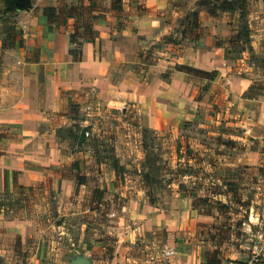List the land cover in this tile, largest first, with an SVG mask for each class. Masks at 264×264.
<instances>
[{
  "label": "crops",
  "instance_id": "0c3cea01",
  "mask_svg": "<svg viewBox=\"0 0 264 264\" xmlns=\"http://www.w3.org/2000/svg\"><path fill=\"white\" fill-rule=\"evenodd\" d=\"M139 3L145 12L139 14L134 9L130 20L123 19L125 23L118 30L109 25V20L96 19L97 41L84 42L79 61H74L69 53L68 30L47 32V17L40 10L53 2L33 0L30 9L14 12L11 9L4 12L0 3V236L20 237L22 243L28 237L37 240L35 216L32 215L37 202L31 201L30 195L31 189L44 183L48 192L60 193L59 210H65V215L73 213L69 210L74 200L75 205L87 202L100 206L114 204L112 197L115 194L118 200H126L120 213L111 207L106 212L108 217H112L116 210L119 214L116 223L121 229H125L123 225L127 228L130 226L128 223L137 221L129 230H124V234L118 232L122 240L134 238L144 229L155 227L173 233L191 232L196 220H202L205 215L192 208L191 201L185 200L178 189L173 191L174 200L186 204L187 208L167 213L158 210L157 201L153 204L148 202L143 180H140L142 185H136L140 175L139 179L128 182L125 177H116L119 183H112L115 178L112 169L105 167L101 188L106 190L107 197L102 199L93 197L94 185L86 181V177L81 183L76 179L77 175L94 174L93 168H86L95 161L91 150H84L88 138L78 143L81 128L86 125L92 131L97 124L83 117L85 108L90 105L99 110L96 114L102 112L104 115L109 109L120 108L125 113L131 108L136 109L138 124L132 131L136 136L141 135L144 127L160 132L195 115V108L185 103L190 96V75L175 70V64L218 70L213 83L226 84L232 99L241 101L236 125L241 127L242 134L238 137L264 139V91L253 97H244L253 80L251 71L230 74V60L216 45L218 39L225 41L230 34L232 27L228 18L232 15L235 19L237 13L223 12L212 17L206 7H197L201 27L199 39L195 43L182 40L178 44H165L164 57L158 58L154 65L149 66L146 76L140 78L129 67L137 58L136 39L156 36L152 42H157L160 39L158 34L163 36L170 30L174 37L179 38L180 26L174 30L173 16L168 17L169 21L162 17L169 8L168 0H139ZM256 6L260 13V17L255 16L259 27L251 32L250 44L264 54V4L259 0ZM170 13L176 14V11L171 10ZM10 19H15L20 26L23 42L21 46L2 48L5 21ZM240 61L242 66L250 65L248 68L254 65L247 54ZM164 71H169L166 77L161 76ZM255 75L260 77L259 73ZM133 141L136 149L141 151L140 137ZM83 163L85 166L80 172L77 167ZM137 172H141L140 169ZM19 186L27 190L28 196V208H24L22 216L17 215L15 207L18 202L15 191ZM6 194L10 198H6ZM19 201L25 202V198ZM84 209L87 211V206ZM118 226L111 228L121 230ZM168 240L172 244L166 264H207L205 252L199 253L194 246L175 237ZM92 241L101 243L98 239ZM93 248L104 250L98 245ZM68 251H72L73 259L80 250L72 248ZM123 251L117 256L112 250V256L105 259V264H129V259L122 255Z\"/></svg>",
  "mask_w": 264,
  "mask_h": 264
},
{
  "label": "rangeland",
  "instance_id": "374dc122",
  "mask_svg": "<svg viewBox=\"0 0 264 264\" xmlns=\"http://www.w3.org/2000/svg\"><path fill=\"white\" fill-rule=\"evenodd\" d=\"M50 1L54 4L48 6L61 5L63 7L64 3L78 4V0ZM50 1L48 0L49 3ZM194 2V0H168L169 8L164 11L162 17L169 21L168 17L173 16L171 18L174 22L172 27L176 30L185 13V10L179 6L185 4L187 8H191ZM0 3L1 10L16 11L12 0H0ZM98 3L104 10V18L109 20V25L117 30L125 23L123 19H126L127 22L130 20V13L134 9L139 14L145 12V8L139 3V0H123L125 9L120 13H116L110 8V0H98ZM257 3L252 1L250 4L248 19L251 32L259 27L257 25L258 18H255L258 15L260 17ZM127 7H129L128 10H126ZM171 10L176 11V14H171ZM228 19L231 22L236 18L234 19L231 15ZM10 21L16 20L10 19ZM60 21H62L61 17L57 19L53 31L68 30L69 36L73 31L74 19H67L65 25H61ZM132 31L134 32L133 29ZM171 31L164 35H173ZM47 32L52 33L48 31V25ZM158 35L160 39L157 42H152L156 40V36L136 39L137 58L133 62L134 64H130L129 67L140 78L146 76L149 66L154 65L158 58L164 57L162 52L166 46L161 42L164 36ZM253 39L255 38L253 37ZM221 40L223 42L219 47L222 48L223 53L228 44L223 39ZM96 41L97 39L95 43ZM250 45V51L246 50L228 58L230 74H243L244 70L251 71L252 83L256 81L264 85V54L256 51L252 44ZM244 54L249 55L251 63H254L252 68H248L250 65L242 66L240 58ZM202 70L209 71L211 69ZM216 71L218 73V70ZM168 72L162 73L168 74ZM255 73H259L260 77H256ZM189 80L190 96L189 101L185 103L186 106L195 108V115L189 119L184 118L179 124L166 127L160 132L148 131L146 139H144L142 131L139 136L132 134L138 124L136 109L131 108V111L126 113L120 108L119 110L109 109L104 115L102 112L96 114L99 112L96 106L90 105L89 108H85L83 117L89 118L92 123L96 121L97 124L92 130L93 132L87 128L90 134L87 137L86 148H84V150L90 149L92 158L95 159L91 167L90 165L86 167L93 168L94 174L82 176L94 185L93 197L97 199L107 197L106 190L101 186L104 179L102 172L105 171V167L109 166L115 176L112 183H119V179L116 177H125V180L129 181L139 179L137 177L140 175V179L135 180L137 181L136 185L138 183L146 185L144 177L146 172L153 179L155 178L156 182H151V187L154 188V193L158 197L156 205L160 212L170 213L173 209L186 210V204L177 199L174 200L173 191L178 189L179 183L185 185L180 192L185 200H190L192 203L193 199L198 196L208 195L210 201L220 200L227 203L228 208L219 213L214 207V202H211V206H208L207 203H199L201 212L204 213L210 208L212 215L204 214L202 220H196L191 232L183 230L173 233L155 227L144 229L141 235L134 238L122 240V235H119L118 232L121 231L124 234L126 232L124 230H129L137 222L135 221V224L128 223L130 226L127 228L123 225L125 229H121L122 227L117 225L116 220L119 214L116 210H119L120 213L122 204L126 200H118L117 194L112 197L114 204L111 203V205L109 203L100 206L97 203L87 202L75 205L74 200L69 210L73 213L65 215L63 214L65 210H59L60 193L48 192L45 189L47 184L44 183L45 185H36L34 189H31L30 195L31 201L37 202L33 214L31 202V214L35 216L34 222L38 233L37 240L28 237L22 243L20 237L9 238L2 234L0 236V264H71L72 251H68V249L72 248L80 250L76 254L83 253L91 257L94 260L93 264H105V259L112 256L110 253L112 250H115V254L118 256L123 249L125 250L122 255L129 259V264H166L168 258L163 252L170 248L172 242L168 239L173 237L179 239L180 242L194 246L199 250V253L216 249L218 264H264V221H262V217L264 218L262 215L264 207V139H241L238 137L242 134L241 127L236 125L239 120L241 101L232 99L231 93L226 89V84L222 86L219 82L213 83L212 80L208 81L194 75H190ZM255 91L253 90V92ZM247 94L251 95L252 92ZM136 137H140L146 142L145 148L143 145L142 148L140 147L141 151L135 147L133 139ZM229 140L234 142L227 143ZM177 144H179L178 152L176 151ZM84 166L85 163L77 167L78 171L82 172ZM137 169H140L141 172H137ZM222 179L234 180L239 185L238 195L235 197L236 202H229L224 194L218 193L226 189ZM140 180H143L142 184ZM186 188L190 191H187ZM15 192L18 199L15 205L17 215L22 216L23 210L28 208L27 190L19 186ZM190 192L195 195V198L191 196ZM5 196L10 198L9 194ZM24 198L25 202L19 201ZM230 198L232 200L231 196ZM247 200H249V204L242 205V201ZM84 206H87V211ZM110 207L116 209L114 210L115 216L108 217L106 215ZM238 221L242 223L238 224ZM116 226L121 230H117V228L112 230L111 227ZM110 230L111 232H109ZM94 239L100 240L101 243H94L92 241ZM95 245L104 247V250L101 252L100 248L99 250L94 249ZM62 249L64 250L62 251ZM2 250L7 251L3 252Z\"/></svg>",
  "mask_w": 264,
  "mask_h": 264
},
{
  "label": "trees",
  "instance_id": "16d2710c",
  "mask_svg": "<svg viewBox=\"0 0 264 264\" xmlns=\"http://www.w3.org/2000/svg\"><path fill=\"white\" fill-rule=\"evenodd\" d=\"M258 2L259 0H196L193 3L191 8H187V5L179 6L185 10L183 17H181L180 21V30H179V38L174 37V35H163L161 42L164 44H178L182 40H187L189 42L195 43L196 40L201 36V27L199 23V11L197 7H206L207 12L212 17H217L220 13L226 12L229 14L237 13L236 19L231 21V33L228 38L225 40L228 44L225 47L224 57L232 58V55L241 54L246 50H251L250 45V35L251 28L249 25V13H250V4L251 2ZM264 4V0H261ZM110 8L116 12L120 13L123 10V0H110ZM4 12L7 10L4 9ZM104 10L98 3V0H78V4L64 3L63 7L61 5H54L44 7L42 9V14L47 17L48 22V31L52 32L55 24H57V19L59 17L62 18L61 25H65L67 19H74L73 31L69 34V42L71 47L69 49V53L72 56L74 61H79L82 56V44L84 42L94 43L98 38V30L95 29L93 22L95 19H102ZM4 27V39L2 41V48H13L15 46H21L23 42L22 30L16 24L15 21L6 20ZM81 30V31H80ZM223 41L218 39L216 42L217 46H221ZM175 70L186 72L189 75H194L205 80L211 81L217 75V71L215 69L206 71L198 68H194L188 65L183 64H175ZM162 73L161 76L165 77ZM262 89V90H261ZM253 90H256L253 92ZM260 91H264V85L254 82L252 83L248 90L244 93V97H253L258 95ZM248 92H252L251 95H248ZM148 131H152L146 127L142 128V134L144 139H146V134ZM83 142V141H82ZM81 142V143H82ZM233 143L234 141L229 140L227 143ZM142 145L145 148L146 142L142 139ZM179 144H177V152L179 149ZM189 150V149H188ZM75 166V163L73 164ZM145 182H146V195L148 197V202L153 204L157 201L158 197L154 193V188L151 187V182L156 179L150 176L148 172L145 173ZM77 182L81 183L85 181L83 176H76ZM223 185L226 186L222 192H218L219 194H224L229 202H236L235 197L238 195L239 185L234 180H226L222 179ZM185 185L183 183H179L178 191L181 192V189H184ZM190 191V189H187ZM191 196L195 198V195L190 192ZM232 197V200L230 198ZM240 200V199H239ZM242 200V199H241ZM214 202L215 209L220 213L228 208V204L222 202L220 200L210 201L208 195L198 196L196 199H193L191 205L192 208L197 209L199 213L212 215L210 208L207 209L206 212H201L199 207V203H207L208 206ZM237 202H239L237 200ZM249 204V200L242 201V205ZM241 224V221L237 222ZM207 264H218L219 259H217V251L206 250L205 251Z\"/></svg>",
  "mask_w": 264,
  "mask_h": 264
},
{
  "label": "water",
  "instance_id": "95a60500",
  "mask_svg": "<svg viewBox=\"0 0 264 264\" xmlns=\"http://www.w3.org/2000/svg\"><path fill=\"white\" fill-rule=\"evenodd\" d=\"M13 6L15 10L22 11V10H28L32 7V0H12ZM87 126H83L80 130L78 143H81L85 138V132L87 130ZM73 264H91L92 258L86 256L85 254H76L72 259Z\"/></svg>",
  "mask_w": 264,
  "mask_h": 264
},
{
  "label": "built area",
  "instance_id": "2783aa9c",
  "mask_svg": "<svg viewBox=\"0 0 264 264\" xmlns=\"http://www.w3.org/2000/svg\"><path fill=\"white\" fill-rule=\"evenodd\" d=\"M88 108H89V107H88ZM89 134H90V132H89L88 130H86V132H85V137H88ZM262 215L264 216V207L262 208ZM262 221H264V218H263V217H262ZM164 254H165V255H168V254H169V251L166 250V251L164 252Z\"/></svg>",
  "mask_w": 264,
  "mask_h": 264
}]
</instances>
